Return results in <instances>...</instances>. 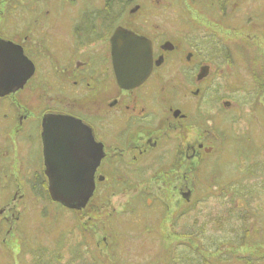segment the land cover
Returning <instances> with one entry per match:
<instances>
[{
	"label": "flooded vegetation",
	"instance_id": "1",
	"mask_svg": "<svg viewBox=\"0 0 264 264\" xmlns=\"http://www.w3.org/2000/svg\"><path fill=\"white\" fill-rule=\"evenodd\" d=\"M140 11L138 0H0L1 222L22 231L28 201L63 207L48 191L44 149L55 167L98 156L92 196L84 208H68L84 213L88 240L86 214L106 212L110 200L111 211H122L171 183L187 207L186 163L212 151L210 89L225 57L204 35L165 32ZM117 28L149 39L151 55L113 60ZM126 61L147 75L118 82L114 63Z\"/></svg>",
	"mask_w": 264,
	"mask_h": 264
},
{
	"label": "rangeland",
	"instance_id": "2",
	"mask_svg": "<svg viewBox=\"0 0 264 264\" xmlns=\"http://www.w3.org/2000/svg\"><path fill=\"white\" fill-rule=\"evenodd\" d=\"M224 1L138 0L139 14L157 29L195 35L197 40L204 35L225 57L223 73L216 78L219 85L210 89L212 151L208 157L202 155L186 163L189 207L183 206L185 202L171 189V183L166 190L143 193L122 211H111L115 202L110 200L106 212L100 208L86 214L93 220L85 225L92 233V240H88L79 229L83 226L79 218L82 211L57 207L47 200L42 205L28 201L21 209L22 231L13 223L0 221V264H40V255L53 264H183L186 256L191 258L188 264H199L200 257L190 247L204 257L202 264H264V210L251 218L243 246L224 244L213 252L197 246L199 239L206 246L216 240L234 239L235 232L229 228L232 225L222 229L207 224L206 218L225 208L230 197L227 188L232 183L258 180L251 170L264 176V0H228L222 10ZM146 13H153V18ZM202 45L207 46L206 42ZM217 52L213 46L212 53ZM221 99L230 100L227 108ZM224 188L228 192L224 190L221 200L219 194ZM149 198L154 203L146 204ZM102 200L101 195L95 197L94 206L99 207ZM255 202L264 209V197L255 198L250 206ZM231 205L249 209L242 199L233 200ZM182 212L191 230L189 236L176 235L169 224ZM192 225L203 227L197 231ZM103 235H107L106 242L101 240ZM85 239L88 248L84 249ZM79 243L82 252L75 251ZM56 251L63 256L62 262L56 259Z\"/></svg>",
	"mask_w": 264,
	"mask_h": 264
},
{
	"label": "water",
	"instance_id": "3",
	"mask_svg": "<svg viewBox=\"0 0 264 264\" xmlns=\"http://www.w3.org/2000/svg\"><path fill=\"white\" fill-rule=\"evenodd\" d=\"M124 34V38H123ZM112 59L135 58L137 56L148 57L151 55L150 41L142 37L134 36L127 30L117 28L111 37ZM150 61V59H149ZM143 61L144 65H149ZM136 61L115 62L114 70L118 77V82L138 81L143 79L148 70L133 71ZM8 74V73H7ZM136 75V77L133 76ZM1 78V76H0ZM230 100H224V107H228ZM45 153V174L48 176V191L54 201L59 202L63 207L70 209L84 208L89 198L92 196L95 184L93 182V171L97 167L98 156L88 155V164H75L64 167H55L48 163V153ZM83 159V156L80 157ZM190 191L187 192V195Z\"/></svg>",
	"mask_w": 264,
	"mask_h": 264
},
{
	"label": "trees",
	"instance_id": "4",
	"mask_svg": "<svg viewBox=\"0 0 264 264\" xmlns=\"http://www.w3.org/2000/svg\"><path fill=\"white\" fill-rule=\"evenodd\" d=\"M218 1L221 2V0H218ZM227 2H228V0H225L224 3H221L220 8L222 10L226 6ZM252 171H254V170H251L250 173H252L253 175L257 174L259 179L257 180V178H256V180L255 181L253 180L252 182H250V181L249 182H245V181L242 182L240 180V181H237L236 183H232V185H230V187L227 188L230 192V197H228V199H226L228 203H225L226 204V205H224L225 208H222L220 213L217 212L215 214H212V212H211L208 215V217L206 218L207 224H215L216 227H220L222 229L224 228V226L226 224L227 225L230 224V226L232 225V227H229V228L235 232L234 239L233 240H231V239H229V240H226V239L216 240V242H212L210 244V246L204 245L202 240L199 239L200 243H199V245H197L198 247L203 248L206 251L213 252V251L219 249L224 244H228L231 246L232 245H234V246L235 245L236 246H243L244 245L246 238L249 235V233H248L249 232V223H250L251 218H253L254 215H256V213L264 210L259 202H257V203L255 202L254 207L250 206L252 201L255 200V198L260 199V198L264 197V176H263V173L260 175L256 171H254V172H252ZM227 189L226 188L221 189L222 191L219 194L221 200L222 199L224 200V198H225L224 193H226V192H224V190L227 191ZM235 199L245 200L247 202L249 209L245 208V207L242 208L239 206H237V207L232 206L231 204L233 203V200H235ZM193 204H194V202L190 201V205L193 206ZM188 207H189V205H188ZM191 216H193V214H191ZM184 217H185L184 212L180 213L177 217L174 218L173 223L171 224L173 226L172 229L176 235H188L189 236L191 234L190 233L191 230L188 231V228L183 221ZM193 217L198 218L196 215H194ZM196 218L193 220L194 222L192 221L193 223L196 222ZM192 226L194 229H197V231H199V230L201 231V229L203 227V225H201L200 227L196 226V225H192ZM79 229H80V227H79ZM82 235H83V232H82ZM193 237L195 239H197L195 234L193 235ZM85 243L87 245L84 246V249L86 247L88 248V242L86 241ZM82 246L83 245L79 243V245L75 247V251L79 252L80 250H82V248H83ZM188 249H191L194 252V255L200 257V260H199L200 263L199 264H202L203 263L202 258H204V257H202L201 254H199L200 252L197 250V248L190 247ZM88 251H90V250H88ZM185 251L187 252V250H185ZM80 252H82V251H80ZM55 254H57L56 259L59 262H62L63 256L61 254H58V252ZM41 256L42 255H40V258L39 257L37 258V261L40 264H53V260L49 261V259H47V258L45 259V257L44 258L42 257V259H41ZM189 259H191V258H189L188 256H186L184 259L182 258L183 264H188L187 260H189ZM61 264H64V263L62 262Z\"/></svg>",
	"mask_w": 264,
	"mask_h": 264
}]
</instances>
